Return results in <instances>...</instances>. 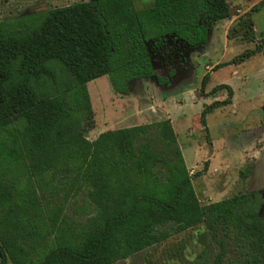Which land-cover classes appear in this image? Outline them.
Instances as JSON below:
<instances>
[{"label":"trees","instance_id":"16d2710c","mask_svg":"<svg viewBox=\"0 0 264 264\" xmlns=\"http://www.w3.org/2000/svg\"><path fill=\"white\" fill-rule=\"evenodd\" d=\"M131 1L0 21V264H113L198 225L214 255L188 264H264L258 198L240 193L200 205L167 119L85 138L86 83L106 76L120 95L132 80L160 83L154 48L193 49L229 16L227 0H152L139 11ZM262 8L264 0L251 11ZM256 54L264 57V35L236 64ZM217 89L227 97L201 111L202 126L207 112L229 103L231 89L210 92ZM77 198L84 217L70 221Z\"/></svg>","mask_w":264,"mask_h":264},{"label":"rangeland","instance_id":"374dc122","mask_svg":"<svg viewBox=\"0 0 264 264\" xmlns=\"http://www.w3.org/2000/svg\"><path fill=\"white\" fill-rule=\"evenodd\" d=\"M84 1L0 0V21ZM259 1L227 0L228 18L213 24L205 43L193 49L166 42L165 56L153 60L160 83L132 80L123 95L113 92L106 76L86 83L92 126L85 138L91 141L105 131L167 119L199 204L247 193L260 201L257 214L264 220V57L256 54L236 64L264 35V8L251 11ZM151 5L152 0H132L135 11ZM247 24L251 37L245 34ZM205 73L208 78L200 88ZM62 74L57 71L59 80ZM220 84L231 89L229 103L207 112L202 126L201 111L227 97L224 89L210 92ZM74 201L66 213L70 221H80V199ZM199 255L205 261L214 255L202 225L113 264H188Z\"/></svg>","mask_w":264,"mask_h":264},{"label":"flooded vegetation","instance_id":"af4514ba","mask_svg":"<svg viewBox=\"0 0 264 264\" xmlns=\"http://www.w3.org/2000/svg\"><path fill=\"white\" fill-rule=\"evenodd\" d=\"M93 1H95V0H86V1H84V2H93ZM78 3H81V2H78ZM131 3H132V1H131ZM73 4H75V3H73ZM68 6V5H67ZM164 51H165V45H163V46H161V47H159L158 49L157 48H154V50H153V52H154V54H153V59H159V58H162L161 57V55L164 53ZM164 56H165V53H164ZM164 59V58H163ZM154 63H152V66H153V68H154V65H153ZM153 72H154V70H153ZM137 80H139V79H137Z\"/></svg>","mask_w":264,"mask_h":264},{"label":"crops","instance_id":"0c3cea01","mask_svg":"<svg viewBox=\"0 0 264 264\" xmlns=\"http://www.w3.org/2000/svg\"><path fill=\"white\" fill-rule=\"evenodd\" d=\"M224 85H225V84H224ZM228 87H229V86H228ZM231 102H232V101H231ZM261 126H262V125H261ZM262 138H263V137H262ZM250 147H251V146H250ZM250 147H249V148H250ZM243 152H244V151H243ZM182 159H183V158H182ZM183 163H184V166H185V162H184V160H183ZM210 166H211V163L209 164V167H210ZM185 168L188 169L186 166H185ZM216 201H217V200H216Z\"/></svg>","mask_w":264,"mask_h":264}]
</instances>
